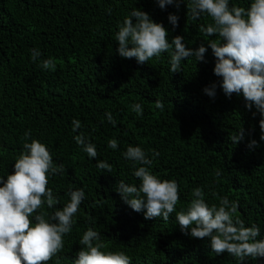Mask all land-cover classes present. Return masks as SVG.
Returning <instances> with one entry per match:
<instances>
[{
  "label": "trees",
  "instance_id": "16d2710c",
  "mask_svg": "<svg viewBox=\"0 0 264 264\" xmlns=\"http://www.w3.org/2000/svg\"><path fill=\"white\" fill-rule=\"evenodd\" d=\"M250 3L229 0V7L247 9ZM187 4L185 0L179 10L173 6L161 10L154 0H0V177L13 173L23 144L36 139L48 147L54 163H63L65 173L49 176L48 187L60 203L52 209L45 205L33 220L40 211L50 216L62 209L70 199V186L85 191L72 231L64 237L59 264H73L88 227L105 237L108 250L125 252L131 264H239L227 252L213 253L207 238L183 234L175 212L168 222L162 217L145 220L143 212H134L123 202L119 182L140 184L132 175L133 162L122 156L128 146L145 150L153 159L154 175L177 181V212L187 208L192 190L201 187L209 205L219 204L217 196L238 200V215L246 226L257 224V239H264L261 117L258 112L253 117L254 106L251 111L245 108L242 95H224L221 78L213 73L216 58L211 49L206 63L189 57L176 73L170 71L171 50L144 64L117 52L118 25L133 8L163 24L169 42L183 36L187 49L195 51L201 43L207 47V41L216 37L205 36L199 28L211 18L191 19ZM170 13L179 17L175 29L167 19ZM33 48L42 53L36 62L31 60ZM49 57L57 63L54 72L39 66ZM213 83L214 99L203 92ZM156 100L163 102V111L155 108ZM135 103L142 105V115L131 110ZM106 112L115 118V127ZM73 119L82 125L77 132L72 131ZM241 127L245 137L233 144L230 138ZM29 130L30 139L25 141ZM81 132L96 145V159L75 143L74 136ZM111 139L119 141L115 150L108 147ZM251 140L256 147L247 146ZM150 150L159 156L153 158ZM101 160L112 165L111 173L96 168ZM216 169L222 172L218 178ZM101 199L105 203L97 204ZM56 262L54 257L48 264ZM243 264H264V258L248 257Z\"/></svg>",
  "mask_w": 264,
  "mask_h": 264
},
{
  "label": "clouds",
  "instance_id": "9594fccd",
  "mask_svg": "<svg viewBox=\"0 0 264 264\" xmlns=\"http://www.w3.org/2000/svg\"><path fill=\"white\" fill-rule=\"evenodd\" d=\"M161 10L173 6L179 10L185 0H154ZM187 12L191 19L199 20L202 15L211 18V22L201 25L199 31L207 37H216L207 41V47L201 43L195 51L187 49L183 36H175L168 40V31L161 23L154 22L148 13L133 8L129 15L118 25L116 42L117 52L125 59L135 58L138 64H144L153 58L171 50L170 71H180L182 60L195 57L197 62H205V54L210 48L216 58L213 73L221 78L219 84L226 97L233 94L242 95L245 108L249 111L253 106L259 113L260 140L264 141V0H251L249 7L233 5L229 0H188ZM169 23L175 29L179 17L169 14ZM135 21V22H133ZM131 45V47H129ZM31 60L36 62L42 53L37 48L30 50ZM43 70L54 72L56 61L49 57L40 61ZM217 84L213 83L203 89L210 98L216 96ZM131 110L137 115L143 114L142 105L132 104ZM155 108L164 110L163 102L155 101ZM107 121L116 126V120L110 112H106ZM72 131L81 128L79 120H72ZM245 131L241 127L230 141L241 142ZM23 139H30V130ZM75 143L82 148L90 159H96V145L80 133L74 136ZM119 141L111 139L108 147L115 150ZM257 146L255 140L247 145ZM23 151L14 162L13 173L0 177V264H48L54 257L59 264V253L64 248V237L69 235L75 223L74 217L80 211L85 191L83 188L70 186L67 195L69 201L62 209L55 210L50 216L38 210L45 205L52 209L60 203L59 198L48 187L49 176L63 175V163L57 165L48 147L36 139L23 144ZM153 158L159 153L154 150ZM125 160L132 161L135 169L132 175L140 180L137 187L119 182L118 190L123 202L132 211L144 213V219L162 217L168 222L172 213H176L175 221L181 232L192 238L209 240L211 251L216 255L227 252L243 264L246 258H264V239L258 240L260 227L253 223L246 226L238 215V200H230L227 196L218 197L219 204L209 205L201 187L192 190V199L187 208L176 211L180 201V187L176 180L160 179L152 173L153 159L139 146H128L122 153ZM141 165L136 167V165ZM98 170L111 173L113 167L107 161L96 163ZM222 175L219 169L214 178ZM103 199L97 204H103ZM91 219V218H90ZM52 221H55L53 223ZM83 247L76 253L73 264H131V258L123 251L108 250L105 237L88 227L79 241Z\"/></svg>",
  "mask_w": 264,
  "mask_h": 264
}]
</instances>
